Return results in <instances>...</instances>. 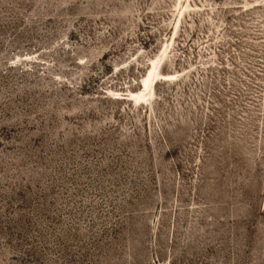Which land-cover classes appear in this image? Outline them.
Wrapping results in <instances>:
<instances>
[{"label":"rangeland","instance_id":"1","mask_svg":"<svg viewBox=\"0 0 264 264\" xmlns=\"http://www.w3.org/2000/svg\"><path fill=\"white\" fill-rule=\"evenodd\" d=\"M0 264H264V0H0Z\"/></svg>","mask_w":264,"mask_h":264}]
</instances>
